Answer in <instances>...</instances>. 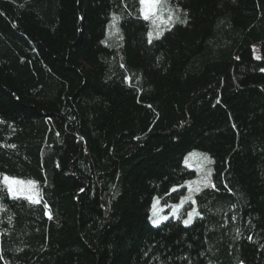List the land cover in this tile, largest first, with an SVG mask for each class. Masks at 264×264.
Wrapping results in <instances>:
<instances>
[{
    "label": "trees",
    "instance_id": "trees-1",
    "mask_svg": "<svg viewBox=\"0 0 264 264\" xmlns=\"http://www.w3.org/2000/svg\"><path fill=\"white\" fill-rule=\"evenodd\" d=\"M140 7L0 0V264H264V0H167L151 43ZM194 151L199 214L153 225Z\"/></svg>",
    "mask_w": 264,
    "mask_h": 264
},
{
    "label": "rangeland",
    "instance_id": "rangeland-1",
    "mask_svg": "<svg viewBox=\"0 0 264 264\" xmlns=\"http://www.w3.org/2000/svg\"><path fill=\"white\" fill-rule=\"evenodd\" d=\"M164 13L165 12H163V14ZM165 19H167V18H165ZM177 20H178V16L176 14L172 15V20L167 24H160L159 22H157L158 27H157V25H154L150 20H148L149 22H151L152 29H154V31H155V33H153V31L151 32L152 33V39L151 40H153L157 37V34H156L157 31L164 34V32L166 30L173 28L178 23ZM255 54H256V57H258L259 59L264 58L262 56V54L260 53L258 47L255 48ZM205 155L208 156L213 161V163H207L206 161H204L203 156H205ZM184 164L189 169L194 170L196 172L195 177L185 184L186 194H185V196H183L181 198L179 203L172 205V206H165L161 203V201L159 199H155V202H154L155 209H154V205H153V210H152V214L150 217L151 223L153 225H159V224L166 222L167 220L172 219V218L181 219L184 223V220H186L188 218L189 213L193 214V219L191 221V223H192L194 221L195 217L197 216V214H196V213H198L197 207L191 206L190 203L193 200L192 198H193L195 193H197V192L201 191L202 189L208 187V184L210 182V178L214 173L215 160H214V158L210 157L206 153H203L200 151H194V152L190 153L185 158ZM209 170L211 171V175L209 177H207L208 184H207V186H205V184L203 183L202 177H204L205 173L208 172ZM16 180H19V179H16ZM19 181L25 182L24 185H22V187L25 188V193H24V195H21L19 197H27V195H29V194H35L38 196V193L36 194V191H35V186H34L35 184L34 183L31 185V193H29L27 191V189L29 188V185L27 182H30V181H24V180H19ZM197 188H199V191L196 190ZM189 195H191V200H186L185 198L188 197ZM157 200L159 201V203H157ZM178 205H179V207H177ZM154 211L156 213L155 216L153 215ZM156 219L160 220L159 224L153 223V220H156ZM191 223H189L187 225H190Z\"/></svg>",
    "mask_w": 264,
    "mask_h": 264
},
{
    "label": "snow or ice",
    "instance_id": "snow-or-ice-1",
    "mask_svg": "<svg viewBox=\"0 0 264 264\" xmlns=\"http://www.w3.org/2000/svg\"><path fill=\"white\" fill-rule=\"evenodd\" d=\"M139 3L141 5L140 13H141V16L144 20H150L154 25H157V22H159L160 24H167L172 20V11L170 8L168 9L167 19H165V16L163 15V12H164L165 8L167 7V0H139ZM113 19L115 20L117 18L113 17ZM181 22L186 24L187 20H184ZM157 27H158V25H157ZM161 34H162L161 32L157 31V38ZM151 39H152V33L150 32L149 33V43H151ZM203 160L206 161L207 163H213V161L206 155L203 156ZM210 175H211V171L209 170L208 172L205 173V176L202 177V180H203V183L205 184V186H207V184H208L207 177H209ZM3 183L7 187L8 192L13 197H19L21 195H24L25 188H23L22 185H24L25 182L16 180L14 178L4 177ZM27 183L29 185V188L27 189V191L29 193H31V185L33 184V182H27ZM213 187H214V185H213ZM173 190L175 191L176 189H173ZM196 190L199 191V188H197ZM26 198L33 203H39L40 202L38 196L35 194H29V195H27ZM185 199L191 200V195H189ZM157 203H159L158 200H157ZM177 207H179V205ZM154 209H155V205H154ZM196 214L198 215V213H196ZM153 215L154 216L156 215L155 211L153 212ZM192 219H193V214L189 213L188 218L186 220H184V223L187 225V224L191 223ZM153 223L159 224L160 220L159 219L153 220Z\"/></svg>",
    "mask_w": 264,
    "mask_h": 264
}]
</instances>
